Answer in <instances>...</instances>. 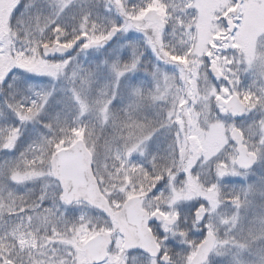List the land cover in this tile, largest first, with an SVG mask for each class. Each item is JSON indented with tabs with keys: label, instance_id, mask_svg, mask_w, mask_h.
I'll use <instances>...</instances> for the list:
<instances>
[{
	"label": "snow or ice",
	"instance_id": "snow-or-ice-1",
	"mask_svg": "<svg viewBox=\"0 0 264 264\" xmlns=\"http://www.w3.org/2000/svg\"><path fill=\"white\" fill-rule=\"evenodd\" d=\"M0 264H264V0H0Z\"/></svg>",
	"mask_w": 264,
	"mask_h": 264
}]
</instances>
